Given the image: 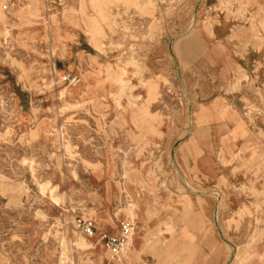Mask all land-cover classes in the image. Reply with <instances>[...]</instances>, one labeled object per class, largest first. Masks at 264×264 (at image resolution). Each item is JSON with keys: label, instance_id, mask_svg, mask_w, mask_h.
I'll use <instances>...</instances> for the list:
<instances>
[{"label": "rangeland", "instance_id": "rangeland-1", "mask_svg": "<svg viewBox=\"0 0 264 264\" xmlns=\"http://www.w3.org/2000/svg\"><path fill=\"white\" fill-rule=\"evenodd\" d=\"M254 3L0 0V264L263 260L264 249L253 247L263 235L257 225L236 247L217 243L216 208L202 195L203 172H211L203 151L216 162L236 138L224 134L225 116L203 113V103L231 97L251 79L234 39L253 35L264 44V8L255 13ZM224 18L243 25L227 41ZM258 71L252 93L262 105L245 110L257 113L248 117L260 142ZM79 217L94 221L93 234L77 227ZM124 227L131 245L126 234L124 253L113 257L98 233L119 237ZM204 232L216 237L209 248Z\"/></svg>", "mask_w": 264, "mask_h": 264}, {"label": "crops", "instance_id": "crops-1", "mask_svg": "<svg viewBox=\"0 0 264 264\" xmlns=\"http://www.w3.org/2000/svg\"><path fill=\"white\" fill-rule=\"evenodd\" d=\"M252 8L257 13L256 9L264 8V0H255ZM259 19L261 20L257 16V26ZM222 21V25L227 30L223 37L225 41L230 39L232 28L238 29L237 27H240L243 29V25L236 23L234 19L224 18ZM210 37H215V33L214 36ZM234 41L241 50L237 64L245 69L243 61L251 62V79L243 78L240 80L236 84L237 92L233 93L231 97L214 98L203 103V113L207 115L217 113L225 116L223 119L227 121L229 129L224 134L230 135L232 132L236 138L233 146L223 147V157L218 158L216 162L212 160L209 153L203 151L202 157H206L208 154L211 172H203V180L208 182V190L202 195L216 208L214 211L218 217V236L216 238L210 234L211 232L207 235L204 232L202 240L206 244H204L205 248L210 247V242L215 241L214 238L223 248L226 246L236 247L244 234L252 232L254 225H257V230L261 231L263 235L253 247L261 250L264 249V138L260 142L257 140L258 131L248 117V115L254 117L257 113L254 111L247 112L245 108L247 104H261L258 102V98L253 96L252 90L257 88L255 80L257 74L253 76V73L258 68L259 74L263 75L264 73V44L261 42L262 40L253 35L248 38L238 36ZM261 85L264 87V82H261ZM259 87L261 86L259 85ZM215 103H218V107H215ZM231 116L235 121L234 124L228 123L231 121ZM242 120L245 121V124L242 123ZM230 149H233L231 155L228 152ZM232 157L233 160H231ZM195 164L198 168L200 166L205 167V162L203 161L202 164L200 157ZM243 185L249 188L242 189ZM252 186H255L257 192L252 191ZM239 211L244 212L242 217H239ZM238 226L240 227L238 228ZM101 233L105 232H99V238ZM239 234H242L241 237ZM132 257H135L134 254ZM219 263H222V260ZM253 264H264V258L261 261L255 258Z\"/></svg>", "mask_w": 264, "mask_h": 264}, {"label": "built area", "instance_id": "built-area-1", "mask_svg": "<svg viewBox=\"0 0 264 264\" xmlns=\"http://www.w3.org/2000/svg\"><path fill=\"white\" fill-rule=\"evenodd\" d=\"M58 1V3H62L63 0H56ZM70 77V83L73 86H76L79 82L80 79L78 76H69ZM76 225L78 228H80L82 231H84L87 234H93L94 231L96 230V225L94 223V221L92 219H85L82 217L77 218L76 220ZM127 232V228L124 227V233ZM124 233L122 234V236H110L106 233H101L100 234V239L103 240L113 251V253L117 252L121 245L123 244V242L125 241V235Z\"/></svg>", "mask_w": 264, "mask_h": 264}, {"label": "bare ground", "instance_id": "bare-ground-1", "mask_svg": "<svg viewBox=\"0 0 264 264\" xmlns=\"http://www.w3.org/2000/svg\"><path fill=\"white\" fill-rule=\"evenodd\" d=\"M63 144H65V143H63ZM64 149H66V151H69L68 150L69 146L66 144ZM134 209H135V205H131V206H129L127 208V214H128L127 218L130 219L131 221H132V218L135 215ZM128 230H129V233L128 234L124 233V235L127 234V239H128L127 244H128V246H130L131 245V235H130L131 228H129ZM125 238H126V236H125ZM75 240L77 241V244H79V245H84L85 244L84 238L81 235H77ZM125 246H126V239L123 242V244L121 245L120 249L117 252L113 253V257H118L120 254H123Z\"/></svg>", "mask_w": 264, "mask_h": 264}]
</instances>
